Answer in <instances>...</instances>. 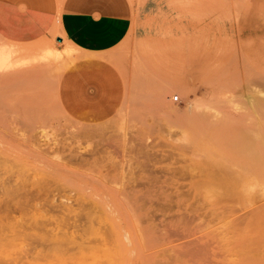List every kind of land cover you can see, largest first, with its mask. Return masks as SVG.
I'll return each instance as SVG.
<instances>
[{
	"label": "rangeland",
	"instance_id": "1",
	"mask_svg": "<svg viewBox=\"0 0 264 264\" xmlns=\"http://www.w3.org/2000/svg\"><path fill=\"white\" fill-rule=\"evenodd\" d=\"M103 1L111 49L0 36V264H264V0Z\"/></svg>",
	"mask_w": 264,
	"mask_h": 264
},
{
	"label": "crops",
	"instance_id": "2",
	"mask_svg": "<svg viewBox=\"0 0 264 264\" xmlns=\"http://www.w3.org/2000/svg\"><path fill=\"white\" fill-rule=\"evenodd\" d=\"M129 9L126 0H122ZM103 0H47L42 6L30 0H0V36L26 43L39 39L58 25L74 44L88 51H105L126 36L130 9L126 15L98 10Z\"/></svg>",
	"mask_w": 264,
	"mask_h": 264
},
{
	"label": "bare ground",
	"instance_id": "3",
	"mask_svg": "<svg viewBox=\"0 0 264 264\" xmlns=\"http://www.w3.org/2000/svg\"><path fill=\"white\" fill-rule=\"evenodd\" d=\"M0 57H1V55H0ZM36 154V153H35ZM38 154H40V153H38ZM15 188H18V187H15ZM14 188V190H15V192L16 191H18L19 189H15ZM14 190L12 189V190H10V191H8L7 192V194L9 193V192H14ZM9 193L8 195L7 194H5V197L3 198V199H1L0 200V209L1 208H3L5 211L7 210V208H12V207H17L19 210H21V209H24V207H23V202H21V199L18 197V196H20V195H16V199H14L13 197H10V195H13L14 193ZM7 195V196H6ZM21 211H23V210H21ZM100 213V212H99ZM101 214V213H100ZM103 215V214H102ZM9 226V225H8ZM7 227V226H6ZM227 227V226H226ZM228 228V227H227ZM226 234V233H225ZM231 234V233H230ZM254 238V237H253ZM252 238V239H253ZM223 240V239H222ZM6 247V246H5ZM1 248H2V246H1ZM4 248V247H3ZM63 247H61V246H58V247H53L52 248V250L48 253V256H55V255H59V254H62V252H63ZM112 253V252H111ZM62 255H64V253L62 254ZM133 255V254H132ZM157 260V259H156Z\"/></svg>",
	"mask_w": 264,
	"mask_h": 264
},
{
	"label": "built area",
	"instance_id": "4",
	"mask_svg": "<svg viewBox=\"0 0 264 264\" xmlns=\"http://www.w3.org/2000/svg\"><path fill=\"white\" fill-rule=\"evenodd\" d=\"M173 100L176 101V102H178L179 101V95H174Z\"/></svg>",
	"mask_w": 264,
	"mask_h": 264
}]
</instances>
